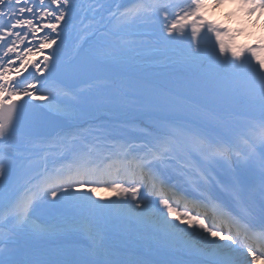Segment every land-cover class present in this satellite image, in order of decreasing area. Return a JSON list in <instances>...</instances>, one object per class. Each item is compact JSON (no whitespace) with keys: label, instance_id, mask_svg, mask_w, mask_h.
<instances>
[{"label":"snow or ice","instance_id":"snow-or-ice-1","mask_svg":"<svg viewBox=\"0 0 264 264\" xmlns=\"http://www.w3.org/2000/svg\"><path fill=\"white\" fill-rule=\"evenodd\" d=\"M224 2L215 0V6ZM242 3L250 15L264 12V0ZM207 6L208 0H133L130 7L117 0H0V264H53L21 260L15 245L22 233L49 234L38 214L55 208L90 217L80 226L90 241L89 258L77 264H146L115 258L118 253L108 244L107 217L147 229L169 246L210 255L206 264L264 261V204L257 224L248 218L252 208L242 205L239 213L233 212L211 191L216 183L214 164L247 167L257 149L264 174V44H237L238 33L210 20ZM137 23L153 27L159 43L187 40L184 63L231 86L249 112L247 131L240 137L246 150L199 136L186 143L181 129L147 133L142 144L109 145L112 132L105 126L91 141L80 132L57 134L48 141L30 140L33 147L18 149L13 141L25 108L64 111L52 81L70 32H77V55L86 48L87 54L96 55ZM202 43L211 47L202 48ZM54 45L51 54L44 55ZM35 55L43 59L32 60ZM12 72L23 78H13ZM62 94L77 99L70 90ZM51 144L68 149L67 164L63 161L69 157L60 156L57 166L54 150L45 147ZM23 151L34 155L24 156ZM174 179L185 187L178 189ZM98 186H107L116 199L100 203L95 198ZM234 192L238 198V185Z\"/></svg>","mask_w":264,"mask_h":264},{"label":"rangeland","instance_id":"rangeland-1","mask_svg":"<svg viewBox=\"0 0 264 264\" xmlns=\"http://www.w3.org/2000/svg\"><path fill=\"white\" fill-rule=\"evenodd\" d=\"M232 2L217 7L214 0H208L207 17L222 28L230 27L233 33H238L237 44L262 43L263 15L257 18L253 14L254 23L244 31L242 25L247 16ZM121 4L125 6L127 3L122 0ZM154 32L155 29L148 24L137 23L121 32L113 46L102 48L96 55L87 54V48L80 55L74 54V45L67 43L63 56L74 54L72 58L87 63L91 74L88 73L83 80L68 81L59 61L52 83L58 94L57 104L64 110L61 114L67 116L66 122L71 119L80 124L55 129L44 119L47 114L44 108L28 106L22 114L19 135L13 141L16 147L25 150L33 147L30 140L48 141L57 134L77 132L84 133L90 140L101 126L130 140L147 133L155 135L162 130L181 129L185 141H192L197 136L211 138L215 134L211 129L231 134L238 131V125L248 127L249 112L232 94L231 86L219 83L213 75H206L184 63L188 41L159 43ZM204 47L210 48L211 44L202 43ZM105 54L109 58L101 59ZM10 75L23 78H17L14 72ZM66 90L77 94V99L64 97L62 93ZM71 139L73 137L69 136ZM45 147L54 150L51 155L57 160L65 148L55 144ZM22 154L34 155L28 151ZM254 161L253 166L257 169L260 161ZM95 198L100 203H108L116 199V193L108 187L97 188ZM89 219L87 214L67 208L41 211L38 222L46 225L50 232L43 236L18 235L15 245L18 258L42 259L53 264H77L89 258L90 241L80 227ZM104 222L108 244L118 253L117 259L134 258L146 264H201L193 259V254L169 246L162 237L134 223L117 217H107Z\"/></svg>","mask_w":264,"mask_h":264},{"label":"bare ground","instance_id":"bare-ground-1","mask_svg":"<svg viewBox=\"0 0 264 264\" xmlns=\"http://www.w3.org/2000/svg\"><path fill=\"white\" fill-rule=\"evenodd\" d=\"M117 2L121 4L122 0H117ZM237 3H238V6H239V9L242 10V12L247 16L246 20L243 22V25H242V29L244 31H247V30H249L250 25L252 23H254V21L252 19V15L253 14H251V15L249 14V9H248L247 6H245L242 3V0H240L239 2L237 1ZM254 14L256 15L257 18L260 15H263V17H264V12L257 11ZM41 35H43V33H41ZM76 35H77V32H70L69 38L67 40V43H71V44L75 45V43H76ZM58 43H59V41H58ZM260 44H264V41L262 43H260ZM243 45H249V44H247L246 42H243ZM255 45H257V43ZM55 47L56 46L54 45L53 49L45 50L44 55H50L51 52L55 49ZM74 54H76V52ZM74 54L69 56V57H65V56H63V53H62L61 57H60V60H59V61L63 62V64L61 63V66H62V71L66 74V76H65L66 79H68V81H71V82H76L78 80H83L84 77H88V75H87L88 73L91 74L89 72V69L86 67L87 63H81L78 60L72 58L74 56ZM31 59L35 60V61H39V60L43 59V57L40 56V55H35V56H32ZM176 68H178L180 70L179 67H176ZM100 69L101 70H105L104 67H101ZM64 124H65V122L61 121V122H54L51 125H54V126L59 125L60 126V125H64ZM237 127H238V131L237 132L228 134L227 132L221 130V131H217L216 134L213 135V137L208 138V139L227 141V142L233 143L235 146H237L239 148L240 147H242V148L245 147L246 148L245 145L240 143V137L245 135L248 127H242L241 125H238ZM242 128H246V129H242ZM245 138H247V137H245ZM186 143H191V142H186ZM65 150L66 149H64L62 152H65ZM256 155H258L260 157L259 149H257V154ZM222 164L221 163L217 164L216 168L218 170L222 169L223 166H224ZM246 168L247 167H245L244 169L246 170ZM248 169L249 170H246V172L242 176L247 181H250V179H255L254 182L259 183L261 181L262 184L264 185V174H262L261 168L259 167V169H254V168H248ZM235 170H236V172H238V167H235ZM236 176H237V178H236V180H237L239 174L236 173ZM234 178H235V176H234ZM254 189H255V187L254 188H250V190H254ZM257 189L260 190L258 185H257ZM249 205L252 208L255 207V205H253V204H249ZM183 250H184L183 252L186 253V254H193V255H191V256H193V259L200 261L201 264H206V262L208 260L212 259V257L210 255L198 254V253H195V252H192V251H188V250H185V249H183Z\"/></svg>","mask_w":264,"mask_h":264}]
</instances>
